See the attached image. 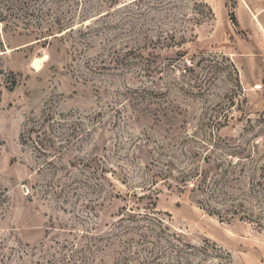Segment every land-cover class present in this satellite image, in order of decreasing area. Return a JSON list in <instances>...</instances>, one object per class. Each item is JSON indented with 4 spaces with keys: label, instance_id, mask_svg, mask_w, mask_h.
Instances as JSON below:
<instances>
[{
    "label": "rangeland",
    "instance_id": "rangeland-1",
    "mask_svg": "<svg viewBox=\"0 0 264 264\" xmlns=\"http://www.w3.org/2000/svg\"><path fill=\"white\" fill-rule=\"evenodd\" d=\"M0 264H264V0H0Z\"/></svg>",
    "mask_w": 264,
    "mask_h": 264
},
{
    "label": "trees",
    "instance_id": "trees-1",
    "mask_svg": "<svg viewBox=\"0 0 264 264\" xmlns=\"http://www.w3.org/2000/svg\"><path fill=\"white\" fill-rule=\"evenodd\" d=\"M167 175L166 174H164V173H161V174H158L157 175V177H160V178H162V179H167V177H166ZM156 184V183H155ZM153 182H152V184H151V188H147V192H145L144 194H142V195H139V198H141V199H144L145 197H147V198H150V199H152V196H153V194H154V185H155ZM150 193V194H149ZM148 210H149V207H148ZM151 210V209H150ZM148 212V211H147Z\"/></svg>",
    "mask_w": 264,
    "mask_h": 264
},
{
    "label": "bare ground",
    "instance_id": "bare-ground-1",
    "mask_svg": "<svg viewBox=\"0 0 264 264\" xmlns=\"http://www.w3.org/2000/svg\"><path fill=\"white\" fill-rule=\"evenodd\" d=\"M37 62H38V60H35V61H34V64H37Z\"/></svg>",
    "mask_w": 264,
    "mask_h": 264
}]
</instances>
